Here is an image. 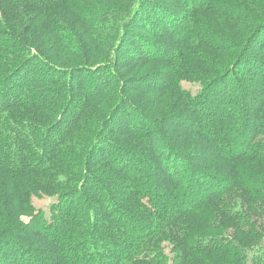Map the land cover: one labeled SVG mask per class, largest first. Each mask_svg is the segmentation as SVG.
<instances>
[{"label": "trees", "instance_id": "16d2710c", "mask_svg": "<svg viewBox=\"0 0 264 264\" xmlns=\"http://www.w3.org/2000/svg\"><path fill=\"white\" fill-rule=\"evenodd\" d=\"M3 221L1 264H264V0H0Z\"/></svg>", "mask_w": 264, "mask_h": 264}, {"label": "rangeland", "instance_id": "374dc122", "mask_svg": "<svg viewBox=\"0 0 264 264\" xmlns=\"http://www.w3.org/2000/svg\"><path fill=\"white\" fill-rule=\"evenodd\" d=\"M122 17H123V15H121L120 16V20L119 21H122ZM113 18V16H110V17H108V18H104V19H112ZM116 19V18H115ZM137 19V18H136ZM144 21V19L142 20L141 18L138 20V22H143ZM154 22H152V24L150 25V30L152 31V32H158V28H157V22L159 21V18H157V19H155V20H153ZM131 32V31H130ZM140 31H138V33H139ZM131 33H133L134 34V31H132ZM140 35H143V33H139ZM145 37V36H144ZM124 47H128V48H132L133 49V51H134V55H138L137 54V50L139 49L138 47H140V45H138V43L137 42H135V40L131 37V36H129V37H127V40H126V43L123 45V47H122V50H121V53H120V58L121 59H128L129 58V56L127 57V56H125V55H127L129 52L127 51H125V48ZM256 47H257V43H253V45H251V48H252V50L251 51H249L248 52V54H247V59H251V56H252V54H254V51L253 50H255L256 49ZM149 50V49H148ZM155 51V49H153V55H156V53L158 54V55H161L162 54V52H160V53H158V52H154ZM252 53V54H251ZM104 77V76H103ZM84 80H85V82H86V85L88 84L87 83V78L85 77L84 78ZM224 84H225V82H224ZM181 86H182V88L184 89V90H186L187 92H189L192 96H197L198 94H200L201 93V86L198 84V83H194L193 81H191V80H189V81H181ZM86 92H87V87L85 86V89H84ZM89 91V90H88ZM212 93H213V96H215V95H217V92H216V88H213V90H212V92H211V95H212ZM234 99L232 98V97H229V98H226L225 100H224V102H225V104L227 105V106H230V107H233V108H235L234 110L235 111H237V109H236V107H235V105L233 104L234 102ZM115 122V121H114ZM114 122H112L113 123V125H114ZM140 122V121H139ZM142 123V122H141ZM131 124H133V122H131ZM140 124V123H139ZM143 125V124H142ZM115 128H117V127H114V130H115ZM144 128V127H143ZM57 134V132H55L54 133V135H52L51 137L52 138H56V135ZM127 159V158H126ZM131 160V159H130ZM111 163L112 164H115V163H119V162H116V161H111ZM132 164H134V163H132ZM136 165H134V167H135ZM136 168V167H135ZM140 168V170L141 171H143L144 172V175H143V177H142V181H143V183H146L148 180H149V184H150V186H152L151 184H153V181H151L150 179H151V175H152V173L151 172H148V170H147V166H143V167H139ZM150 170H152V169H150ZM185 172H187V171H185V169L184 168H180V170H179V175L177 176L178 177V179H179V181H182L183 182V186H184V184H186V182H187V179H188V176H186L185 174ZM143 174V173H142ZM185 175V178L183 177ZM154 185V184H153ZM146 188V187H145ZM147 189H148V187H147ZM149 191H150V193H152L153 192V189L152 188H149L148 189ZM197 191L198 190H196V189H194L193 190V193H197ZM200 192H198L197 194H196V196L194 197V198H199V196H200ZM202 196V195H201ZM181 198H183L182 196H181ZM197 200V199H196ZM180 203H182V200L180 199ZM55 203H54V200L52 199V198H48V197H33L32 198V205L34 206V208H35V214L36 215H42V216H44L45 218H49L50 217V215L52 214V213H55L54 211H56V210H54L53 212H51V206L52 205H54ZM59 206H62V204H59L58 205V207ZM60 209V208H59ZM30 219V218H29ZM29 219L28 218H26V216L25 215H23V216H18L17 215V217H16V222L18 221V220H22L24 223H27L28 221H29ZM1 224H5V221H3V222H0ZM25 245H29L28 243H25ZM164 246H165V249H166V246H167V244L166 243H164ZM5 247L7 248L8 246H6L5 245ZM33 248L31 247V250H32ZM168 251H167V249H166V253H167ZM25 255V256H24ZM25 257H29V256H27V254H23V251H21V252H18V251H16V253H15V257L14 258H17L18 259V263H16V264H27L26 262H28V260H27V258H25ZM12 258H10V259H8V261L7 262H5V264H12L13 262H11L12 260H11ZM41 260L42 261H49L48 260V258H45V257H43V258H41ZM1 261V260H0ZM38 264V262L36 261L35 262V264ZM0 264H1V262H0Z\"/></svg>", "mask_w": 264, "mask_h": 264}]
</instances>
